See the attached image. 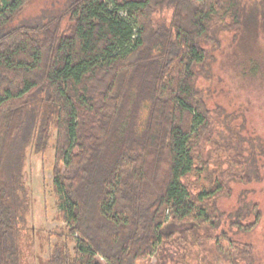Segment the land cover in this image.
I'll use <instances>...</instances> for the list:
<instances>
[{
    "label": "trees",
    "instance_id": "16d2710c",
    "mask_svg": "<svg viewBox=\"0 0 264 264\" xmlns=\"http://www.w3.org/2000/svg\"><path fill=\"white\" fill-rule=\"evenodd\" d=\"M29 1L0 0V264H21L25 148L44 152L52 138L59 210L77 237L55 243L47 264H169L182 245L198 248L196 264H239L235 240L216 232L219 198L251 180L254 145L198 78L219 30L239 31L247 49L264 34V0H73L11 26ZM246 62L257 74L259 60ZM260 219L253 204L231 223L251 231ZM207 242L228 259L206 261ZM253 248L243 244L246 264Z\"/></svg>",
    "mask_w": 264,
    "mask_h": 264
},
{
    "label": "rangeland",
    "instance_id": "374dc122",
    "mask_svg": "<svg viewBox=\"0 0 264 264\" xmlns=\"http://www.w3.org/2000/svg\"><path fill=\"white\" fill-rule=\"evenodd\" d=\"M72 1L30 0L11 26L45 22L55 15L63 14ZM170 16V11L164 14V18L169 19ZM243 39L237 30L222 29L217 32L216 41L204 43L209 55L207 63L201 67L198 86L206 94L211 107H225L226 111L221 115V119L227 113L232 115L226 123L232 128L241 129L245 145L250 149L254 145L253 149L246 152L253 150L255 154L251 155L250 159L251 180L230 181L232 191L219 198L221 209L226 215L216 232L219 234L225 230L228 236L235 240L238 248H231V251L239 264H246L242 257V247L246 242L254 245V259L249 264H264V34L259 33L257 40H252L248 49ZM245 40L248 41V38ZM252 55L261 63L259 74H253L246 62L248 56ZM34 143L33 141L25 148L21 170L23 180L21 187L17 189L22 218L21 228L17 233L21 264H47L55 243L68 238L72 248L77 237L68 236L71 226L62 218L58 206L53 173L54 138L50 140L48 149L41 153L35 152ZM254 157L258 158L255 164L252 162ZM253 204L261 210L260 222L251 231L238 232L237 226H233L231 220L237 218L240 208L245 209ZM248 214L243 223L254 219V213ZM221 241L223 245L228 246V238ZM196 249L198 248H191L186 253L183 245L174 248L169 264H196ZM205 250H213V253H201L207 255L206 261L216 258L225 261L228 259V255L225 257L212 242L206 243ZM151 262L156 263V258L153 257Z\"/></svg>",
    "mask_w": 264,
    "mask_h": 264
}]
</instances>
